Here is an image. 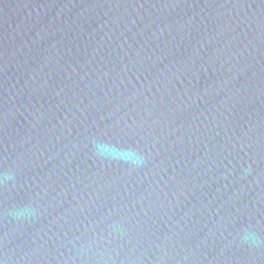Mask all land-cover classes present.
Instances as JSON below:
<instances>
[{
	"label": "water",
	"instance_id": "95a60500",
	"mask_svg": "<svg viewBox=\"0 0 264 264\" xmlns=\"http://www.w3.org/2000/svg\"><path fill=\"white\" fill-rule=\"evenodd\" d=\"M246 228L264 0H0V264H264Z\"/></svg>",
	"mask_w": 264,
	"mask_h": 264
},
{
	"label": "clouds",
	"instance_id": "9594fccd",
	"mask_svg": "<svg viewBox=\"0 0 264 264\" xmlns=\"http://www.w3.org/2000/svg\"><path fill=\"white\" fill-rule=\"evenodd\" d=\"M93 146L95 149V156L102 161L119 160L120 162L134 168L143 167L146 162V157L138 150L134 149H115V146L103 140H94ZM3 179H10V176L2 177ZM30 209L21 208L17 215L23 218ZM241 240L248 243L250 246L264 245V238H261L253 229L246 228L243 230Z\"/></svg>",
	"mask_w": 264,
	"mask_h": 264
}]
</instances>
